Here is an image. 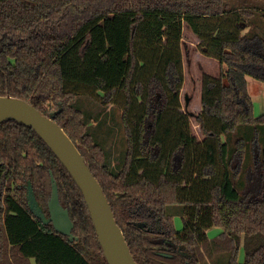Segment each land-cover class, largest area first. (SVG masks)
Here are the masks:
<instances>
[{
	"label": "trees",
	"instance_id": "obj_1",
	"mask_svg": "<svg viewBox=\"0 0 264 264\" xmlns=\"http://www.w3.org/2000/svg\"><path fill=\"white\" fill-rule=\"evenodd\" d=\"M230 2L0 0V96L53 114L137 264H205L223 252L228 264H264V113L254 115L246 79L264 83V37L243 33L264 4ZM185 28L219 64L217 76H201L195 114L180 110ZM81 95L120 109L125 155L116 173L76 105ZM49 171L73 241L28 207L30 183L48 216ZM175 204L179 230L168 211ZM212 226L222 228L215 238L206 234ZM0 264H108L79 187L40 136L13 119L0 121Z\"/></svg>",
	"mask_w": 264,
	"mask_h": 264
},
{
	"label": "water",
	"instance_id": "obj_2",
	"mask_svg": "<svg viewBox=\"0 0 264 264\" xmlns=\"http://www.w3.org/2000/svg\"><path fill=\"white\" fill-rule=\"evenodd\" d=\"M53 114L43 115L25 100L0 96V121L13 119L31 127L46 143L57 159L68 171L79 187L103 254L108 264H137L134 260L121 228L117 225L112 208L104 191L86 164L77 146L66 132L53 119ZM51 192L47 201L48 216L37 205L31 184L28 183L26 198L30 211L44 224L51 223L56 232L65 235L70 241L73 222L68 210L59 201L58 186L49 171ZM170 256V254L162 253Z\"/></svg>",
	"mask_w": 264,
	"mask_h": 264
},
{
	"label": "rangeland",
	"instance_id": "obj_3",
	"mask_svg": "<svg viewBox=\"0 0 264 264\" xmlns=\"http://www.w3.org/2000/svg\"><path fill=\"white\" fill-rule=\"evenodd\" d=\"M245 1V0H244ZM230 3L244 4L242 0H232ZM263 7L264 1L253 0L252 5ZM251 18H248L249 26L243 33H258L264 37V19L260 13L264 8L255 9ZM199 39L187 28L183 29L182 35V59L184 71V84L180 93L181 111L195 114L199 110L200 98V79L202 74L209 73L213 76L219 74V64L217 60L203 57L197 50ZM248 91L252 98L253 113L255 116L264 113V83L250 76L246 77ZM76 105L83 111L87 125L92 133L94 140L99 143L106 151V158L113 172H118L122 166L125 155V141L123 129L120 123V109L113 105H102L94 101L91 97L81 95L76 101ZM192 132L202 138V134L195 124L193 116L190 117ZM262 132V129L260 131ZM226 136V137H225ZM226 139L232 144L235 134L225 135ZM168 211L172 215V222L177 230L182 228V206L175 204L168 206ZM222 232L219 226H212L207 229L206 234L209 238H215ZM244 260V248L242 239L237 256V262ZM228 253H218L213 258L207 259L205 264H228Z\"/></svg>",
	"mask_w": 264,
	"mask_h": 264
}]
</instances>
